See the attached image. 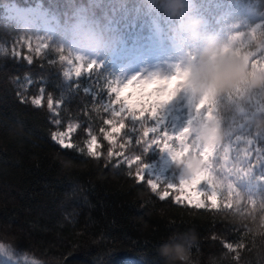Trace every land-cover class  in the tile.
<instances>
[{"label":"trees","instance_id":"trees-1","mask_svg":"<svg viewBox=\"0 0 264 264\" xmlns=\"http://www.w3.org/2000/svg\"><path fill=\"white\" fill-rule=\"evenodd\" d=\"M165 1L148 8L144 0H0V264H164L157 247L174 234L194 237L196 264H264V209L253 212L246 203H264V76H249L236 54H253L261 62L257 73L264 70V0H218L258 14L260 27L255 36L233 42L225 59L191 54L195 92L205 95L218 120L222 148L215 174L244 199L231 209L223 203L196 209L173 194L162 199L147 176L139 177L159 157V147L149 149L144 136L149 118L121 119L107 107L114 99L107 54L96 57L91 74L68 77L70 50L61 36L44 37L42 51H29L22 46L30 31L5 15L9 4L40 5L61 21L78 10L102 17L101 23L115 13L123 38L130 35L123 31L135 33V25L155 16L164 36L182 42L184 11L179 7L169 18ZM14 46L33 61L15 57ZM214 74L212 87L199 86ZM173 115L174 109L170 120ZM111 120L119 131H109ZM67 131L70 147H63L54 137ZM93 138L97 155L88 149ZM225 243L241 246L232 251Z\"/></svg>","mask_w":264,"mask_h":264},{"label":"rangeland","instance_id":"rangeland-1","mask_svg":"<svg viewBox=\"0 0 264 264\" xmlns=\"http://www.w3.org/2000/svg\"><path fill=\"white\" fill-rule=\"evenodd\" d=\"M143 3L148 8H152L154 0H144ZM166 6L171 18L170 13L174 12L176 7L175 0H167ZM179 7L184 11L183 30L180 32L182 42L165 37L155 16H149L144 24L136 25L135 33L132 30H125L122 34L130 35L128 38L126 36L123 38L115 31L117 27L115 13L110 16L105 15L106 19L104 17V22L101 23L102 17L90 18L85 11L78 10L75 18L61 21L54 14L47 13L46 9L40 5L9 4L5 6L6 17L30 31V37L25 39V42L31 41L32 47H43V38L47 36H61L64 39L70 50L65 60L68 77H76L70 74L76 66L71 64L72 61L85 65L91 64L100 54H107V57L111 59L113 66L111 84L125 83L137 75L171 76L178 68L187 72L175 97L162 106L156 116H148L151 122L149 129H155V131H151L147 136V145L149 149L158 146L159 157L158 160L144 165L139 176L142 177L141 179L147 176L148 180L155 182L157 184L155 189L161 190V196L166 190L169 191V196L173 194L174 200L179 193L168 190L167 184H178L182 178L189 175V163L198 161L200 155L193 149L184 159L174 161L171 153L159 143L164 133L172 138L171 143L174 146L179 145L176 139L178 134L182 130H187L190 143L196 142L198 146L207 148L210 138H214V147H220L215 111L207 107L204 111H198L200 105L205 102V95H197L195 92L197 69L191 54H198L206 61L218 54L221 55V59H225L226 54H233V42L245 41L252 34L251 30H257L261 24L258 14L246 7L230 5L228 2L180 0ZM127 24L125 23L126 26ZM135 100L136 95L130 97V102L134 103ZM107 107L113 115L114 109L111 103ZM173 109L174 115L170 120ZM115 110H119L118 106ZM169 121L171 125L168 127ZM111 122L109 131L117 132L114 129L119 128L120 124H117L115 120ZM69 134V131L56 134L54 140L60 144V140L63 139L66 145H70ZM92 141L93 139H90L88 149ZM216 158L217 155L214 156L212 165ZM232 185L235 187L234 184Z\"/></svg>","mask_w":264,"mask_h":264},{"label":"snow or ice","instance_id":"snow-or-ice-1","mask_svg":"<svg viewBox=\"0 0 264 264\" xmlns=\"http://www.w3.org/2000/svg\"><path fill=\"white\" fill-rule=\"evenodd\" d=\"M251 32L253 36H255L256 29H252ZM22 47H26L31 51L32 42L28 41ZM36 51H42V47L37 48ZM12 54L15 57L28 61L29 63L33 61L31 56L18 51L15 46L12 49ZM236 54L240 56L249 69V76H264V70H261L259 74L257 73V66L261 62L256 60L253 54L244 53L239 49H236ZM71 64H75L76 66L70 74H74L77 78L80 77L82 73L86 72L91 74L97 69L95 63L85 65L83 63L72 61ZM186 76L187 72L178 68L175 74L171 76L159 74H152L149 76L137 75L125 83L121 84L115 82L109 85L110 92L114 97L111 101V105L114 109L113 115L118 116L121 119L125 116H130L133 119H145L148 116H156L158 110L175 97ZM246 85L247 80L245 79L241 82V90H244ZM133 95H136L134 103L130 102V97ZM20 100L21 103L24 102L22 97H20ZM33 102L40 104L41 99H36ZM53 103L54 102L48 98L47 104L49 108L53 107ZM206 105L207 101L203 102L198 111H204ZM117 106L119 109L118 111L115 110ZM109 123L112 122L109 121ZM121 127H123L122 124ZM119 130V128L114 129V131ZM151 131H155V129L145 128L144 136H148ZM188 137L187 130H182L176 137L179 141L178 146H174L171 143L172 138L169 137L167 133H164L163 138L159 141V143L163 145V148L171 153L174 161L184 159L193 151V149H195L197 154L200 155L198 161L189 163V175L182 178L178 184H167L168 190H175V192L179 193V195L175 196L176 202H186L187 205L194 206L196 209H219L222 203L225 208L231 209L234 205L238 206L244 202V199L232 184L222 183L215 174L212 161L214 156H216L221 150L222 146L214 147V138H210L208 147L204 148L203 146H198L196 142L190 143ZM109 139H111V134H109ZM60 144L63 147H70V145L64 143L63 139L60 140ZM185 149H187V151H185ZM89 151L93 155L98 154L95 152V138H93V141L89 144ZM225 154H227V151ZM257 158L259 159V157ZM137 159H139V157ZM148 183L151 184L154 189L157 187V184L152 180H149ZM169 195V191L166 190L163 192L161 198L169 197ZM246 203L253 212L257 208H259V210L264 209V203L258 204L256 200L251 198H249ZM240 246V244H237L236 248H239ZM224 247L232 251L236 250L232 243H225ZM146 264H156V262H146Z\"/></svg>","mask_w":264,"mask_h":264},{"label":"clouds","instance_id":"clouds-1","mask_svg":"<svg viewBox=\"0 0 264 264\" xmlns=\"http://www.w3.org/2000/svg\"><path fill=\"white\" fill-rule=\"evenodd\" d=\"M180 0H175L176 7L174 11H179ZM197 23V21H194ZM219 74H214L208 81H202L200 87H212ZM66 167H70V161L65 162ZM195 239L192 235H177L174 234L163 240L157 247V251L163 258L164 264H196V259L193 258L192 245Z\"/></svg>","mask_w":264,"mask_h":264},{"label":"bare ground","instance_id":"bare-ground-1","mask_svg":"<svg viewBox=\"0 0 264 264\" xmlns=\"http://www.w3.org/2000/svg\"><path fill=\"white\" fill-rule=\"evenodd\" d=\"M166 3H165V5H167V0L165 1ZM167 7V6H166ZM176 11H174V12H172V13H170L171 14V16H173V14L175 13ZM167 13H168V11H167ZM168 17H169V15H168ZM144 21H145V19L144 20H141V22L139 23V24H144ZM138 25V24H137ZM134 28H136V25L134 26ZM132 30V29H131ZM161 30V29H160ZM127 31H130V30H127ZM124 32V31H123ZM162 32V31H161ZM162 34H163V32H162ZM165 37H170V36H165ZM171 38V37H170Z\"/></svg>","mask_w":264,"mask_h":264}]
</instances>
